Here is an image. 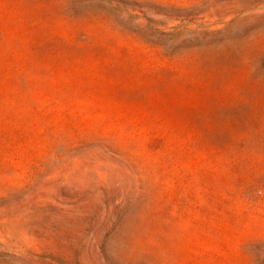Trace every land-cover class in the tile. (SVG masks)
<instances>
[{
  "label": "rangeland",
  "instance_id": "374dc122",
  "mask_svg": "<svg viewBox=\"0 0 264 264\" xmlns=\"http://www.w3.org/2000/svg\"><path fill=\"white\" fill-rule=\"evenodd\" d=\"M0 264H264V0H0Z\"/></svg>",
  "mask_w": 264,
  "mask_h": 264
}]
</instances>
